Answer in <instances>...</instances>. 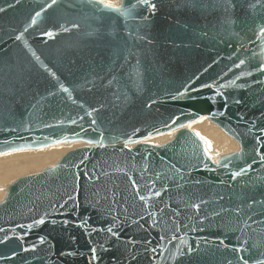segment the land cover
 <instances>
[{"label":"water","instance_id":"water-1","mask_svg":"<svg viewBox=\"0 0 264 264\" xmlns=\"http://www.w3.org/2000/svg\"><path fill=\"white\" fill-rule=\"evenodd\" d=\"M117 7L0 0V155L81 145L7 186L0 264L264 261V0Z\"/></svg>","mask_w":264,"mask_h":264},{"label":"bare ground","instance_id":"bare-ground-1","mask_svg":"<svg viewBox=\"0 0 264 264\" xmlns=\"http://www.w3.org/2000/svg\"><path fill=\"white\" fill-rule=\"evenodd\" d=\"M197 125L200 126L201 134L202 132L205 134H202V136L207 140L205 142H207L206 148L208 147L207 152L209 156L211 158L215 157V159L213 158V160H216L220 155H222L219 154V152H226L238 147V145L235 146V143L229 137L225 136L222 132H220L213 126H208L204 122V119L200 120ZM170 135H172V133L155 137L154 139H157V142L154 144L162 145V141H165V138H169ZM214 141L218 143H215ZM221 141L222 143H219ZM212 145H214L217 149L216 153L211 151ZM61 146L63 145H60V147ZM60 147H52L50 149L46 148L45 150L40 149L39 151L19 150L14 151L11 154L9 153L7 155L0 156V191L3 190V192H0V199L2 200L6 194L8 182L10 184V182L21 176L37 173L47 166L54 165L64 155V153H66L65 149L67 148L64 149Z\"/></svg>","mask_w":264,"mask_h":264},{"label":"rangeland","instance_id":"rangeland-1","mask_svg":"<svg viewBox=\"0 0 264 264\" xmlns=\"http://www.w3.org/2000/svg\"><path fill=\"white\" fill-rule=\"evenodd\" d=\"M100 1V0H99ZM120 1L121 0H104V3H111V4H113V5H115V6H117L119 3H120ZM202 119H204V122L208 125V126H213L214 128H216L217 130H219L220 132H222L225 136H227V137H229L234 143H235V146H237L238 145V143L232 138V137H230V136H228V135H226V133H224L218 126H216L215 124H213V123H211L206 117H203V118H201V119H199L198 121H196V122H194V123H191V124H189V125H191L190 127H188L190 130H192V131H195L202 139H204L205 141H207L206 140V138L205 137H203L202 136V134L203 135H205L203 132H202V134H201V132H200V126H198L197 124L199 123V121L200 120H202ZM172 133V135H170V137L169 138H165V141H162V143L161 144H165V143H167V142H169V141H171L172 140V138H173V135L175 134L174 132H170V133H166V134H161V135H168V134H171ZM161 135H158V136H161ZM158 136H155V137H158ZM155 137H153V138H151V139H149L148 140V142L149 143H152V144H154V143H156L157 142V139L155 140L154 138ZM215 143H218V142H216V141H214ZM207 143V142H206ZM219 143H222V141L221 142H219ZM60 145H63V146H61L60 147ZM72 146V147H71ZM81 145H79V144H71V145H68V144H57V145H53V146H49V147H46L47 149H50V148H52V147H60V148H67V149H65L66 151V153L67 152H69L70 150H72V149H74V148H76V147H80ZM46 148H41V149H46ZM208 148V147H207ZM239 149V145H238V147L236 148V149H232V150H228V151H226V152H219V154H225V153H230V152H235V151H237ZM29 150H33V149H29ZM34 150H40V149H34ZM208 150V149H207ZM21 151H24V150H21ZM211 151L212 152H214V153H216L217 152V149L215 148V146L214 145H212L211 146ZM35 152V151H34ZM11 153H13V152H11ZM10 153V154H11ZM7 154H9V153H6V154H3V155H7ZM65 154V153H64ZM0 156H2V155H0ZM214 159H215V157H213ZM212 158V159H213ZM14 179V178H13ZM13 182V181H12ZM11 183V182H10ZM8 185H9V182L7 183ZM6 184V185H7ZM0 192H3V190H1ZM4 195V194H3ZM1 200V199H0Z\"/></svg>","mask_w":264,"mask_h":264},{"label":"snow or ice","instance_id":"snow-or-ice-1","mask_svg":"<svg viewBox=\"0 0 264 264\" xmlns=\"http://www.w3.org/2000/svg\"><path fill=\"white\" fill-rule=\"evenodd\" d=\"M52 3H55V0H52ZM100 3L108 11L116 12V13H119L121 15L126 14L127 9L119 8V7H117V6H115V5L111 4V3H104V0H100ZM151 7L154 9L155 5H151ZM0 11H3V9H0ZM36 15L39 16L40 13H36ZM32 23H35V20H33ZM47 35L51 36L52 34L51 33H47ZM260 35L264 36V30H261ZM20 38L21 37H19V36L17 37V39H20ZM243 63H244V61H240V64H243ZM240 64H237L236 66L239 67ZM258 70L259 71H264V66H261ZM207 86L208 85H205V87H207ZM61 87L63 88V85H61ZM63 90L64 91H68L66 88L63 89ZM173 122H175V121H173ZM185 126L190 127L191 125H185ZM261 159L264 160V156H262ZM224 166L226 167L227 164L225 163ZM240 174H241L240 172H235V173H233V176H237V175H240ZM141 199H143V197H141ZM196 207L198 208L199 206L197 205ZM37 223H44V221L40 220V221H37ZM109 231H111V229H109ZM41 243H43V238H41ZM95 251L96 250L93 248L92 249V253H93L92 260L96 259ZM235 251L240 252V251H242V249H235ZM239 259L242 261V264H248V261L245 260L243 256H240ZM258 264H264V261H260V262H258Z\"/></svg>","mask_w":264,"mask_h":264}]
</instances>
